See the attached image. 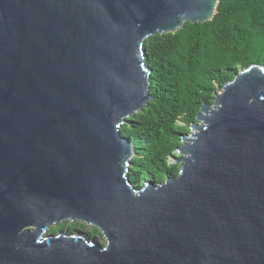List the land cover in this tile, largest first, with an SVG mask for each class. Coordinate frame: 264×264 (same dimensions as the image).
<instances>
[{"label": "water", "instance_id": "1", "mask_svg": "<svg viewBox=\"0 0 264 264\" xmlns=\"http://www.w3.org/2000/svg\"><path fill=\"white\" fill-rule=\"evenodd\" d=\"M217 6L0 0V264H264V66L199 108L175 176L134 186L120 134L151 100L146 40Z\"/></svg>", "mask_w": 264, "mask_h": 264}, {"label": "trees", "instance_id": "2", "mask_svg": "<svg viewBox=\"0 0 264 264\" xmlns=\"http://www.w3.org/2000/svg\"><path fill=\"white\" fill-rule=\"evenodd\" d=\"M151 100L120 128L134 146L130 177L163 181L175 176L168 162L199 108L240 70L264 66V0H218L217 12L205 23H184L174 33L145 42ZM69 222L50 233L82 230ZM86 236L98 229L90 227Z\"/></svg>", "mask_w": 264, "mask_h": 264}, {"label": "rangeland", "instance_id": "3", "mask_svg": "<svg viewBox=\"0 0 264 264\" xmlns=\"http://www.w3.org/2000/svg\"><path fill=\"white\" fill-rule=\"evenodd\" d=\"M190 128V126H188V128H187V132L185 133V135H188L189 133H191V131L192 130H190L189 129ZM181 141H179V146L178 147H180L181 146ZM176 150H177V148L176 149H174V152L172 153V155L171 156H169V158H168V162H169V164L170 165H173V166H175V168H176V170H179V168H180V162H177V163H174L173 164V162L174 161H176L177 159H179L180 158V156L176 153ZM135 157V156H134ZM133 157V158H134ZM132 158V159H133ZM149 180H151V179H143L141 182L137 179V178H134V177H130V181H131V183L134 185V186H136V187H138V186H143V184H145V182H147V181H149ZM62 223H64V222H62ZM79 223H81V222H79ZM59 224H61V223H58V224H56V225H54V226H52V227H57ZM85 225V224H84ZM52 227H50V228H52ZM90 227L91 226H88V225H85V227L82 229V230H78V231H80V232H82V233H84L85 234V236H86V231L87 230H90ZM50 230V229H49ZM66 230V229H65ZM68 230V229H67ZM56 233V232H55ZM87 238H92V237H96L97 238V241L98 242H100L101 244H104V238L101 236V232L98 230V233H96L94 236H86Z\"/></svg>", "mask_w": 264, "mask_h": 264}]
</instances>
